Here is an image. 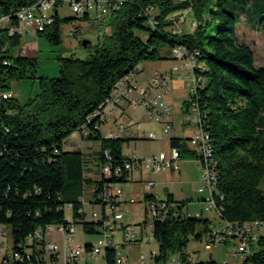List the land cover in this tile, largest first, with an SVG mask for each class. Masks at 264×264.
I'll return each mask as SVG.
<instances>
[{"label":"trees","instance_id":"1","mask_svg":"<svg viewBox=\"0 0 264 264\" xmlns=\"http://www.w3.org/2000/svg\"><path fill=\"white\" fill-rule=\"evenodd\" d=\"M36 1L0 0V15ZM236 2L249 10L250 0H126L106 18L108 33L98 37L94 46L84 40L85 47H92L89 58L60 57L58 76L41 78L39 94L25 104L12 97L0 99V226L10 228L14 251L22 253L17 244L37 228L71 225L65 220V208L71 210L73 223H81L85 233L97 234V223L85 221L83 191L92 187V204L99 205L97 197L108 180L99 175L97 180L85 178L84 154L65 151L63 146L71 134L88 128L87 140L99 143V165L106 150L113 162H121L122 145L128 139L103 137L94 128L95 122H87L88 117L139 63L161 60L163 49L170 51L177 45L199 51L207 68L199 100L218 163L221 217L236 223L264 221V191L260 188L264 181V66L255 67L252 50L238 41ZM188 9L197 23L193 34L170 33L173 15ZM151 11L156 15L151 17ZM249 13V19L264 26V15ZM83 18L87 20V16ZM72 20L56 18L52 27L39 34L58 45L61 24ZM19 41L20 37H0V48L7 46L5 56L11 60V65L0 70V91H10L11 81L25 78L28 69L35 68L34 60L7 54ZM184 141L188 138H169L182 160L196 159ZM153 198L145 194L144 202ZM166 200L176 216L153 224L158 252L151 254L155 263H166L170 255L178 254L182 263L192 264L183 250L190 238L208 236L212 220L188 217L183 211L186 203L175 201L171 194ZM37 245L31 246L35 249ZM36 254L31 262L36 263ZM115 256L116 250L108 248L104 261L114 263ZM241 264H264V237Z\"/></svg>","mask_w":264,"mask_h":264},{"label":"built area","instance_id":"2","mask_svg":"<svg viewBox=\"0 0 264 264\" xmlns=\"http://www.w3.org/2000/svg\"><path fill=\"white\" fill-rule=\"evenodd\" d=\"M126 0H37L34 4L18 9H12L8 14L0 15V37L2 35L14 38L20 37L26 32V29L34 30L41 33L52 27L58 18V7L66 2L68 3L71 12L83 21V17L87 16L86 22L88 25L97 24V26H105V20L109 14L119 10ZM42 10H49L51 15L44 16ZM187 11L179 12L173 15V24L168 29L172 34H181L180 25L187 20ZM83 18V19H82ZM153 25L152 18L149 21ZM197 23L192 20L190 26L192 30ZM95 28V25H94ZM70 30L69 37L76 38L81 41V33ZM106 28L104 34L108 33ZM98 36L102 34L98 31ZM7 46L0 48V70L6 66L11 65V60L6 57ZM20 56H23V49L19 51ZM172 59L177 63L168 71H156L151 75L145 84H140L136 80L137 70H133L124 76L118 83H116L108 97L101 103V105L93 111L88 117L87 122H95L94 128L100 131L102 124L106 122L108 116L113 115L116 107L123 102L131 105H143L148 118L161 122L167 120L164 126V133L173 135L175 132L174 115L167 103V95L170 91V83L173 79L182 80L181 72L186 70V85L190 92V98L184 102V107L188 116L193 122L194 132L188 138V142L192 147V151L196 154V161L200 166L199 184L197 192L201 195L202 210L198 212H186L188 217L199 218L202 217L203 212H211L215 218L219 220V226L211 229L208 233L209 242L205 244V249L210 250L211 244L232 243L235 248L232 255L236 257L239 254H249L253 247L256 246L258 240L264 237V221L254 220L243 223L227 222L222 219L221 202L223 195L219 192V172L218 163L214 157V149L210 140L209 133L204 128V120L206 112L200 106L199 91L205 87V77L203 73L207 70L205 64L201 61V54L199 51H190L185 46L177 45L170 50ZM8 54V53H7ZM24 57V56H23ZM1 77V74H0ZM12 97L11 91H0V99H8ZM108 108V109H107ZM125 131L122 123L117 124L115 133L109 132L106 138H125L123 133ZM82 140H87L90 131L84 128L78 131ZM144 136V135H141ZM146 139H155V133H149ZM57 150H55L56 152ZM104 161L99 166V177L108 180L104 184L101 193L97 197L101 211L99 213L92 212V221L97 223L96 231L98 239L96 244L90 245L87 249L85 246L74 247L70 245L64 252L63 262L61 264H78L83 252H86L89 257H95L101 253L102 250L112 248L113 235L116 230H121L123 244L116 245L117 248L125 246L137 241H150L149 233L142 232L140 239L137 238V233L133 230L130 224H126L125 214L127 206L135 203V199L131 198L128 201L123 200V191L118 187L120 182L112 180L130 181L133 180V174L138 173L143 176L147 173L158 174L164 171L176 173L180 171V164L182 161L181 153L178 148L170 146L168 152L162 151L157 154L146 155L144 157H137L133 155H123V159L119 163H115L111 159L108 150L102 154ZM155 183L152 180H146L145 186L151 189ZM83 203V201H82ZM171 206L168 204L166 198L161 199L154 196L153 199L144 202V227L150 229L152 235V228L155 222H163L166 219L173 218L176 213L171 212ZM52 228L47 225L44 228H37L32 233L28 234L24 242L17 244V248L21 249L22 253L14 251L13 247L10 252H2L0 249V264H58L59 247L54 243L46 242V235ZM57 230L64 233L65 239L72 241L70 235L74 234L75 226L68 225L63 227L58 225ZM5 227L0 226V246L1 239L4 237ZM38 243L37 247L33 249V243ZM42 243V245H41ZM37 251L35 261L31 262L33 253ZM40 253V254H39ZM49 254L50 263L45 262V255ZM128 258L121 254V251H116L115 262L111 264H129ZM26 261L27 263H24ZM19 262V263H15ZM86 264V263H85ZM109 264V263H104ZM134 264H184L178 258L169 259L166 263H155L153 254H141L137 263Z\"/></svg>","mask_w":264,"mask_h":264},{"label":"rangeland","instance_id":"3","mask_svg":"<svg viewBox=\"0 0 264 264\" xmlns=\"http://www.w3.org/2000/svg\"><path fill=\"white\" fill-rule=\"evenodd\" d=\"M234 7H237V14H239V22L237 24V38L242 44L250 47L254 55V66H264V26H261L256 21L253 22L250 18V13H259L264 15V0H250L247 9H242L240 3H234ZM44 16L51 15L49 10L41 11ZM151 17L156 15V11H151ZM65 18H72L74 20L70 22H63L60 26L59 38L60 42L58 45L52 44L48 41L47 37L43 34H39L34 30L26 29V32L21 34L19 44L15 47L9 48L8 55L11 57L20 56V49H23L22 55L30 60L35 61V68L28 69L27 76L20 80H13L9 83L10 91L12 92V98L16 99L20 104H25L30 98H34L40 92V79H51L56 78L59 74V58L60 57H75L79 59L89 58V54L92 53V47H85L76 38L69 37L70 30H74L81 33V41L86 40L91 42L94 46L97 42L98 31L104 35L106 27L94 25H88L81 21L80 18L76 17L68 5L64 2L58 7V19L63 20ZM194 20L191 9L187 11V20L180 25L181 35H192L193 30L190 26L191 21ZM143 39L146 35L138 33ZM163 57L158 61H149L139 63L137 65L141 71L138 73L136 80L140 84H145L148 80L144 81L145 78L149 79L152 70L163 71L170 68L172 63L175 61L171 60L169 49H163L161 51ZM172 67V66H171ZM143 68V69H142ZM139 69V70H140ZM182 80H176L170 83V91L167 95V103L171 109V113L174 115V127L175 134H165L163 129L167 124V120L158 122L148 118L146 110L143 105H124V109L116 110L117 116L107 118L106 122L101 128V135L106 136L108 130L115 132L117 125L114 123H122L125 128L123 137L127 138L128 141L122 145L123 155H133L137 157H144L146 155L157 154L159 152H168L170 149L169 138L174 136L177 138L185 139L189 134H192L194 130V123L191 122L183 104L187 99L190 98V92L186 85V70L181 73ZM206 82V78H205ZM120 105V107H122ZM108 109V108H107ZM115 121V122H114ZM185 122L188 125L185 130H182L181 125ZM149 133H155V139H146ZM144 135V136H141ZM186 136V137H185ZM79 140L80 139L79 137ZM189 150L192 149L189 142L184 141ZM93 146L87 147L85 151V157L97 156L98 144L93 142ZM87 151V152H86ZM184 161V160H183ZM181 161L180 173H172L164 171L158 174L147 173L143 175V180L151 179L156 182V185L151 189L152 195H157L161 199L166 198V194H173L177 202L186 203L183 211H196L202 209V203L199 200L200 194L197 192L199 180H196L195 172L189 168L188 162ZM190 161H194L190 159ZM183 162V163H182ZM193 163V162H191ZM97 167V174L99 175V162H95ZM134 181L122 182L118 187L123 191V200L128 201L131 198L135 199V203L130 204V210L125 214L126 224H130L133 230L137 233L138 240L140 239L142 232L149 233L150 241H137L120 246L117 248L116 245L123 244L121 230H116L113 235L112 248L116 251H121V254L128 258L127 263H137L141 254L150 255L151 253L157 254L158 244L150 234V229L144 227V193L147 191L144 189L145 182H137L139 174H133ZM145 180V181H146ZM146 188V187H145ZM261 190L264 191V181L260 185ZM147 189V188H146ZM157 192V193H155ZM93 198L92 188L87 187L83 191L82 201L85 211V221H92V212L99 213L101 207L99 205L90 204ZM212 214L211 212H203L202 217H207ZM65 220L71 225H75L74 234L70 235L72 241L65 239L66 235L57 230L58 225H53L46 235L47 243H54L59 247L58 264L63 262L64 252L70 245L74 247L85 246L87 244L94 245L97 242V234H87L83 230L81 223L74 224L72 221V213L69 208L64 209ZM212 220V219H211ZM61 226V225H60ZM219 226V220L214 218L212 220V228ZM209 242L207 236H203L200 240L190 238L187 246L183 252L187 255L188 261L192 264L214 262L215 264H241L247 257V254H239L236 257L232 255V251L235 246L232 243H214L211 244V249L206 250L205 244ZM1 251L10 252L12 248L11 230L9 227H5L4 237L1 239ZM104 250L95 257H89L86 252H83L82 257L79 259L78 264H104ZM171 259L179 258L178 254L170 255ZM50 263L49 254L45 255V262Z\"/></svg>","mask_w":264,"mask_h":264},{"label":"crops","instance_id":"4","mask_svg":"<svg viewBox=\"0 0 264 264\" xmlns=\"http://www.w3.org/2000/svg\"><path fill=\"white\" fill-rule=\"evenodd\" d=\"M83 22V21H82ZM84 23H86V22H84ZM91 26V25H90ZM170 52V51H169ZM170 58H171V60H173L172 59V57H171V53H170ZM177 63L175 62V64H174V62L172 63V67L174 66V65H176ZM170 66V68H167L166 70H163V71H168V70H170L172 67ZM140 68H138L137 67V75H138V73L141 71V69L139 70ZM143 69V68H142ZM153 72H151V74H150V76H149V78L151 77V75H153V73L154 72H156V71H158V70H152ZM137 75H136V77H137ZM148 78V77H147ZM147 78H145V80L144 81H146V80H148ZM173 81H175V79H173ZM172 81V82H173ZM138 82V81H137ZM171 82V83H172ZM138 83H140V82H138ZM123 104V106L122 107H120V106H118V107H116L115 109H114V111H113V115L112 116H110V117H116L117 116V113H116V110H117V108L118 109H124V105L125 106H127V105H131V104H129V103H127V102H123L122 103ZM121 104V105H122ZM183 107H184V105H183ZM185 108V107H184ZM185 113H187L186 112V108H185ZM188 114V113H187ZM190 119V118H189ZM115 122V121H114ZM117 125V122H115L114 123V125ZM104 125V124H103ZM102 125V126H103ZM188 125H186L185 124V122H183L182 123V125H181V128H182V130H185L186 128H189V127H187ZM102 128V127H101ZM100 131H101V129H100ZM109 132H112L111 130H108V133ZM193 132H194V130H193ZM193 132H191V133H193ZM113 133H115V132H113ZM174 134H175V132H174ZM173 134V135H174ZM108 135V134H107ZM106 135V136H107ZM191 136V134H189V136H187V138H189ZM79 137H80V135H79V133L78 132H74L73 134H71L68 138H67V140H66V142H65V144H64V146H63V149L65 150V151H78V152H82L83 154H84V157H85V149L87 148V147H89V146H92L93 148H94V146H93V142H95V141H90V140H79ZM186 137V136H185ZM187 138H185V139H187ZM80 139H81V137H80ZM97 144H98V149H99V143L98 142H96ZM94 149H97V148H94ZM87 152V151H86ZM97 159V157H94V156H91V157H85V160H86V162H85V169H84V176H85V178H87V179H90V180H97L98 179V174H97V167H96V164H95V162L97 161L96 160ZM193 160L194 161H190V159H187V160H182L183 162H188V164L190 165L189 166V168L192 170V171H194L195 172V176H196V180L198 181L199 180V174H200V166H199V164H198V162L196 161V159H194L193 158ZM182 162V163H183ZM191 162H193V163H191ZM180 171H181V167H180ZM180 171L178 172V173H180ZM146 180V179H145ZM145 180H143V176L141 177V176H139V178H138V180H137V182H145ZM147 180H151V179H147ZM153 181V180H152ZM133 182H136V180L134 181V178H133ZM154 182V181H153ZM155 183V185H156V182H154ZM87 187H89V186H87ZM87 187H85V188H87ZM146 186H145V184H144V189L147 191L146 193H144V195L145 194H149V195H152L151 193H150V191H151V189L154 187H152L151 189H146L145 188ZM90 188H92V187H90ZM93 190V189H92ZM155 193H157V192H155ZM169 193H167L166 194V197H167V195H168ZM171 195H172V197H173V199L176 201V199L174 198V195L171 193ZM152 196H154V195H152ZM155 196H157V195H155ZM201 199H202V197H201V195H200V201H201ZM143 200H144V197H143ZM201 203H202V201H201ZM90 204H92V200L90 201ZM202 207H203V205H202ZM127 208V213L129 212V210H130V206H127L126 207ZM202 209H200V210H196V211H190V212H198V211H201ZM83 212L85 213V211H84V207H83ZM86 215V214H85ZM205 218H208V219H214L215 218V215L214 214H210V216H207V217H205ZM125 223H127L126 221H125Z\"/></svg>","mask_w":264,"mask_h":264},{"label":"water","instance_id":"5","mask_svg":"<svg viewBox=\"0 0 264 264\" xmlns=\"http://www.w3.org/2000/svg\"><path fill=\"white\" fill-rule=\"evenodd\" d=\"M89 42V41H88ZM82 45L85 46L86 45V41H82Z\"/></svg>","mask_w":264,"mask_h":264}]
</instances>
